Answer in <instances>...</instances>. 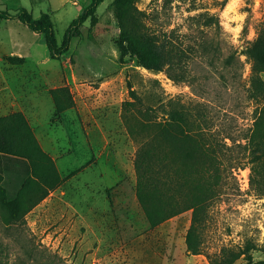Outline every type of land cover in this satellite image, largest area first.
Masks as SVG:
<instances>
[{"label": "rangeland", "instance_id": "rangeland-1", "mask_svg": "<svg viewBox=\"0 0 264 264\" xmlns=\"http://www.w3.org/2000/svg\"><path fill=\"white\" fill-rule=\"evenodd\" d=\"M163 1H171L165 9ZM89 2L0 0V10L47 12L60 45ZM135 3L148 25L172 29L184 44L204 38L183 80L145 68L126 50L113 0L97 5V22L88 17L59 59L49 56L42 34L17 18H0V115L22 112L49 156L31 163L14 198L0 174V264H209L222 247L236 251L247 241L255 246L252 260L264 259V194L250 187L247 166L225 170L222 191L194 231L198 252L192 253L191 209L150 226L136 199L133 165L136 150L163 122L158 110L149 118L148 107L170 98L204 103L213 128L243 142L264 102L249 96L247 55L258 36L264 39V0ZM201 12L218 24L191 18ZM11 55L24 60L13 64ZM259 75L264 80V70ZM128 81L140 99L130 107L123 104L132 99ZM245 262L241 254L232 264Z\"/></svg>", "mask_w": 264, "mask_h": 264}, {"label": "trees", "instance_id": "trees-1", "mask_svg": "<svg viewBox=\"0 0 264 264\" xmlns=\"http://www.w3.org/2000/svg\"><path fill=\"white\" fill-rule=\"evenodd\" d=\"M102 0H90L83 10L70 21L59 45L53 30V22L47 12L38 17L24 7L14 13L0 10V18H17L30 30L43 36L48 54L59 59L68 48L72 37L80 35V26L90 17L97 22V5ZM119 25L120 41L126 50L136 56L139 64L150 70H163L174 80L186 76L185 65L200 49L205 48L204 38L197 44H184L173 30L153 28L145 21L146 13L135 0H113ZM163 1L162 9L167 3ZM197 23L218 24V18L206 12L192 15ZM252 59L253 74L250 77L249 96L264 100V80L259 71L264 70V39L258 36L247 49ZM231 55L229 56L230 59ZM13 64L22 63L23 56L7 58ZM131 100L123 104L130 107L139 97L128 81ZM152 110L161 112L163 120L158 130L136 150L133 165L136 172L135 195L140 209L150 226L191 209L192 221L186 234L187 246L192 253L198 248L191 244L194 231L205 220L211 201L220 194L225 170L247 166L248 183L259 194H264V102L258 107L252 125L244 133L242 141L229 135H221L213 128L207 106L195 101L186 104L179 98H170ZM155 116V115H154ZM149 118H151V113ZM229 138L230 143L224 139ZM39 157L49 158L40 148L32 129L20 111L0 115V174L8 198H14L32 170V162ZM233 176V175H232ZM255 246L247 241L242 249L222 247L219 259L209 264H232L241 254L244 264H264V259L252 260Z\"/></svg>", "mask_w": 264, "mask_h": 264}]
</instances>
